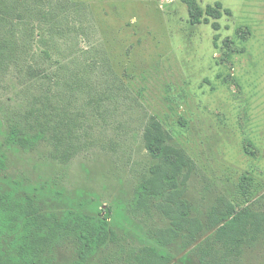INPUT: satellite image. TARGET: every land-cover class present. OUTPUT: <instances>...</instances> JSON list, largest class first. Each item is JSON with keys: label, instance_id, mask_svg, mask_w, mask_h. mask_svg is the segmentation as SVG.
<instances>
[{"label": "rangeland", "instance_id": "obj_1", "mask_svg": "<svg viewBox=\"0 0 264 264\" xmlns=\"http://www.w3.org/2000/svg\"><path fill=\"white\" fill-rule=\"evenodd\" d=\"M186 1L0 0V36L12 35L25 64L48 69L51 88L48 96L0 78V189L59 221L106 217L111 240L85 264H136L143 247L198 264L214 221L243 208L264 213V0H193L200 24ZM48 99L52 120L68 125L62 139L48 133L26 150L7 143L13 127L42 131L43 118L30 114ZM151 118L193 163L185 198L203 231L188 248L183 239L159 247L168 220L153 201L146 211L132 204L154 163L142 143ZM262 228L239 262L225 264H264ZM43 258L75 264L78 243L62 237Z\"/></svg>", "mask_w": 264, "mask_h": 264}, {"label": "trees", "instance_id": "obj_2", "mask_svg": "<svg viewBox=\"0 0 264 264\" xmlns=\"http://www.w3.org/2000/svg\"><path fill=\"white\" fill-rule=\"evenodd\" d=\"M186 2L190 18L200 24L194 15V1ZM220 9V4H216L215 8L207 6L205 13L211 16ZM198 15H202L201 10H198ZM4 33L1 32L0 36V78L14 77L18 90L28 88L49 96L51 88L44 85L50 75L48 69H40L28 62L25 64L21 57L15 55L14 49H10V45L14 46L15 43L12 35ZM49 58L46 56L45 59ZM35 79L40 86L30 83ZM50 104L51 99H48L47 104L30 114L43 118L40 133L28 136L27 132L13 127L6 142L26 150L32 149L48 133H53L54 139L60 141L68 125L52 120ZM66 111L65 107L60 108V112ZM25 117L30 120L28 114ZM142 143L154 163L135 190L133 207L146 211L153 201L154 209L169 222L168 228L156 232V244L164 248L177 239H183L184 246L188 248L203 231L201 221L191 217V205L185 198L193 163L181 149L171 145L169 135L154 118L148 121L143 130ZM5 169V160L0 157V173ZM263 226L264 213L252 212L248 208L214 221L210 226L214 232L199 244L198 264L239 262L243 250L261 236ZM71 235L78 243V261L75 264H85L112 237L106 217L96 220L68 212L59 221L51 215L41 214L31 198L19 200L11 193H2L0 189V264H46L43 256L50 247L60 238L73 237ZM4 238H8L6 250L2 244ZM136 264H171V259L155 247H143L136 255Z\"/></svg>", "mask_w": 264, "mask_h": 264}]
</instances>
